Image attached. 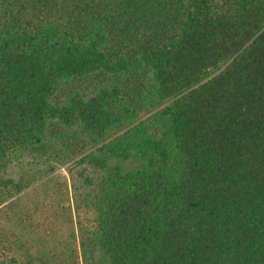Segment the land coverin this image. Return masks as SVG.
<instances>
[{
    "label": "trees",
    "instance_id": "1",
    "mask_svg": "<svg viewBox=\"0 0 264 264\" xmlns=\"http://www.w3.org/2000/svg\"><path fill=\"white\" fill-rule=\"evenodd\" d=\"M61 166L0 264H264V0H0V212Z\"/></svg>",
    "mask_w": 264,
    "mask_h": 264
},
{
    "label": "rangeland",
    "instance_id": "2",
    "mask_svg": "<svg viewBox=\"0 0 264 264\" xmlns=\"http://www.w3.org/2000/svg\"><path fill=\"white\" fill-rule=\"evenodd\" d=\"M22 166L26 168V172L32 170L30 160L24 161ZM67 179H69L68 171L65 166H61L57 170L54 179L50 181L48 194H46L45 182H41L38 187H30L23 192L19 198L12 202V206L7 207L8 211L9 208L16 209V215L13 214V216H11L10 211L3 213L7 209L0 212V237H2L5 232L12 233L13 238L20 245L18 249L20 253L22 248L28 246L29 243L28 234H25L27 231L31 232L36 237V241L49 239L46 242L44 241L45 244H49L56 238L62 237L63 234L72 235L73 230L71 229V224L68 222L69 209L66 210V208L63 209V207H61V205L67 207L71 204L70 199H68L66 197L67 194H65L67 193ZM57 202L60 203V206H58ZM4 204L5 203H1L0 197V208ZM42 205L48 206L49 210L44 209L42 213ZM73 215L75 220L81 219L86 223L94 219V214L85 209ZM8 216L11 219L8 220ZM23 224L25 225L22 226ZM25 226L27 230L23 229ZM30 248L33 247L31 246ZM30 253L33 254L34 249H32Z\"/></svg>",
    "mask_w": 264,
    "mask_h": 264
}]
</instances>
